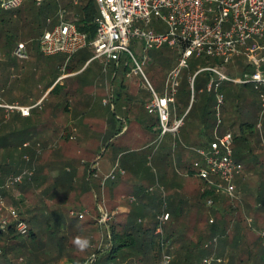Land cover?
Instances as JSON below:
<instances>
[{"label":"trees","instance_id":"trees-1","mask_svg":"<svg viewBox=\"0 0 264 264\" xmlns=\"http://www.w3.org/2000/svg\"><path fill=\"white\" fill-rule=\"evenodd\" d=\"M57 5L56 1L51 3V6H48V3L37 2V0H24L23 4L15 9L4 10L0 7V35L3 36V47L7 54L10 55L13 48V43L18 36V28H9V23L16 21L18 22L19 16L23 11L26 12V17L28 21L29 30L26 35L31 37V42L34 43L37 41L39 35L45 29L47 24L45 20L49 17L53 12V7ZM76 7V13L78 15L77 27L79 30L87 33L88 40H92L96 34V24L94 23V17L97 14L96 4L94 0H80V4ZM15 18V19H14ZM17 26V25H16ZM32 36H37V38H32ZM216 62V60H215ZM214 62V63H215ZM217 63V62H216ZM208 65V64H206ZM203 65V66H206ZM88 71V65L82 70V72ZM195 69L192 75L195 73ZM241 72L244 70H251L250 66L242 63V60H239V68ZM190 75V76H192ZM212 72L208 70H202L195 75L194 78V89L201 88L203 84L210 79L212 76ZM57 76L53 78L52 81L48 84L47 88H51L47 96L49 97L53 92L56 93V97L62 95L66 97L69 95L70 89H67L64 84H60L58 81L55 82ZM188 80L185 81L183 93L178 94V106L177 113L184 112L182 107L187 105V98L191 96V87L189 84V76ZM81 77H77L76 82L81 80ZM246 84L240 85L245 86ZM222 89V88H221ZM225 90V99L226 102L230 104L231 108L236 106L239 101L243 102L246 106L250 103L252 104L251 110L248 108H244V110H234V115H231L230 118L226 119L227 122L231 121V124L238 120V131L239 134L233 133L234 140L237 139V146H234V156L238 157V146H240L241 142H245L249 135L255 134V128H253L254 123L250 121V119L255 116L257 111L260 109V106L257 102V99H251L248 96L243 97L240 93L242 91H238L236 88H231L229 85L224 86ZM78 87H74L73 91H78ZM198 95H194V101L187 111L186 115L183 117L182 126L183 132L187 133H196L198 137H200L201 146L208 145V142L212 139L211 135L209 136V130H213L216 124V95L214 92H208L205 90L199 91ZM244 94V91H243ZM133 94H129L127 91L121 93V91L116 92L113 97L114 102H118L119 100H124L129 102L133 98ZM195 103L197 106L194 108ZM224 103V102H223ZM145 108V107H144ZM147 111V109L145 108ZM194 110V111H193ZM229 110V107L226 103L221 106V118L222 123L224 120V113ZM129 113V111H125ZM149 113V112H148ZM18 117L21 115L16 113ZM83 114V113H82ZM154 115V119L150 121H145L146 124H141L144 129H148L152 132L153 138L148 139L151 142L156 140V135L153 132L160 134V123L159 117L156 113H151ZM31 115V112L29 116ZM26 116V117H29ZM188 117H191V120H187ZM20 118H25L21 116ZM5 120H0L2 123ZM128 123V121L126 120ZM138 122V119H137ZM5 123V122H4ZM6 127L4 131L0 134V150L7 151V155H2L0 158V184H3L4 179L10 174L19 173L21 168L18 169V161L19 154L17 150L23 143L31 140L30 145H35L36 141L32 138L37 136L33 134L29 129H22L21 126L16 123H9L6 121ZM123 127V122L120 121L118 125H112V131L110 135L106 136L108 140L114 134H118ZM179 129V130H180ZM130 131V126L128 123L127 129L118 137L127 135ZM157 135V136H158ZM206 138H205V137ZM239 138V140H238ZM249 140V139H248ZM113 141V140H112ZM111 141V142H112ZM38 142V141H37ZM104 143H102L103 145ZM146 145V144H144ZM159 146L157 147V149ZM70 149H75V158L73 159H61L59 158V166L58 173L53 176L52 183L46 189L41 191H37L34 187V190H30V194H36L37 199L33 200V203L25 206L26 216L22 214L20 208L16 207L20 210V214L29 224V232L26 235H20L16 229L11 226L7 230L0 229V264H61L60 258L67 257V264H83L87 256V246L91 244L98 237V229H97V220L91 215L87 217L85 214L83 217H78V214L74 215L72 219H67L68 227L72 229L70 236H65V234L59 231V227L63 224V222L68 217V213L64 212L67 217L61 216L62 210L67 207V203L70 200H67L68 197L72 199L69 204L72 207L81 208L86 202L87 198H84L83 193L85 191L82 188H86L87 192L90 193V205L89 211H94L98 208V204L101 203V198L96 192V186H100V181L103 180V177L99 176L96 173L97 169L94 166H90L89 161H86V156H92L95 154L94 149H91L89 145H83L81 143L74 144L73 141H70L68 137L63 138V142L58 144L57 154H62V152L69 151ZM168 151L166 152L165 161L169 164V158L174 150L172 145H168ZM237 149V150H236ZM78 154L76 155V153ZM197 154V153H196ZM196 154L193 159H189L188 165L186 166V172L189 175L194 174L193 162L196 160ZM240 156L237 160H241ZM73 163H77V167L74 168ZM263 165V164H262ZM264 166V165H263ZM262 169V166L260 167ZM262 173L264 174V168L262 169ZM95 177V178H94ZM23 181L29 183L34 182L37 185L39 184V179L33 176H25ZM64 185L68 187L80 186L81 190H73L70 191H58L56 189H51L52 185ZM30 185V183L28 184ZM36 185V187H37ZM89 186L94 188V194H92V190L89 191ZM23 189V187L21 188ZM259 190L251 191L253 195H255L254 202H258L259 205L252 209L248 203L246 204L249 210V213L253 215V220L257 219L260 214L264 213V189H262L261 185L258 186ZM250 192L246 190L244 193ZM28 195L25 193L27 197L32 199V195ZM64 194L66 198L65 206H60L64 199H61V195ZM96 194V195H95ZM175 194V193H174ZM177 194V193H176ZM209 196H223V194H217L212 187L204 188L202 195ZM179 195V194H177ZM52 196H58L56 199L58 202L55 203V200L52 199ZM68 196V197H67ZM226 195H224L225 197ZM173 208L165 210L164 212L168 213V218L164 221L169 223L167 226V230H162L161 233H157L156 229L159 225L160 219L157 216H149L148 224H138L136 226V220L132 219L135 216V212L131 211L127 214L126 219L118 220L117 223L111 224L110 231V246L103 253L101 260H99V264H112L117 263L121 264L124 258L127 256H131L126 260L125 264H158L159 252L163 248L167 247L166 243L179 241L180 244L174 248L175 253L173 255V259L170 264H201V260L204 256L214 253L217 255L215 251H217V243L223 251L227 246L230 247L229 252V260L231 264H234L236 259L238 260L237 264L241 261L240 256L244 253V239L242 235L237 231H231L230 226L232 222L236 221L241 223L244 226V229L248 232V235L252 233V225H250L245 218V214L242 210V205L239 202L233 203L230 201H218L219 208L211 206L210 214L213 216V222H209V214L204 213L202 209L199 210L198 206L195 211L189 210L185 208L184 205L188 203V201L184 200L183 197H179L178 203L174 205V196L171 195L170 199ZM182 201L185 203L182 206ZM181 202V203H180ZM58 205V207L56 205ZM217 204V203H216ZM54 205V207H53ZM104 205V204H103ZM195 206V205H194ZM73 210V209H70ZM109 212V211H108ZM76 215V217H75ZM100 215V212H99ZM187 216L188 220L180 221V216ZM137 216V215H136ZM192 218V219H190ZM74 219L81 220L80 223L75 224ZM252 220V218H251ZM181 225H178L180 224ZM249 224V225H248ZM256 225V220L254 222ZM237 225V224H236ZM163 229V226H162ZM139 230H142L139 232ZM135 232H139V235H136ZM218 236V242L216 245L212 244L209 248L205 247V241L211 240L214 236ZM81 238L82 240H86L87 246L82 248L79 251V246L75 243L77 238ZM108 237V236H107ZM253 237V236H252ZM253 237L252 239H255ZM108 239V238H107ZM165 246V247H164ZM172 246H169L170 248ZM81 248V247H80ZM78 249V250H77ZM131 249V251H130ZM86 250V251H85ZM127 250V251H126ZM30 251H34V254H28ZM170 251V250H169ZM85 252V253H84ZM123 252V253H122ZM132 252V253H130ZM19 254V255H18ZM20 254H27L28 256L23 260L22 257L18 260ZM122 259L121 261H119ZM161 262V259L159 260ZM119 262V263H118ZM159 262V264H160ZM223 264V263H216Z\"/></svg>","mask_w":264,"mask_h":264},{"label":"rangeland","instance_id":"rangeland-1","mask_svg":"<svg viewBox=\"0 0 264 264\" xmlns=\"http://www.w3.org/2000/svg\"><path fill=\"white\" fill-rule=\"evenodd\" d=\"M53 1H56L57 5L53 7V12L49 16L52 19H54V14L59 6H62L67 10L68 16L72 15L73 13H76V7L72 5L70 0H44V3H48V6H51V3ZM23 6H22V13L19 16L18 22L13 21L9 23L8 27L18 28V36L15 39L13 43V49L15 47V44L18 41H27L28 42V51L30 54V57L28 60H20L18 59L13 53L11 52L10 55L6 53L4 47H3V41L4 38L2 35H0V100L1 102L4 103H9V104H23V103H30L32 99L37 98L40 93L48 86L50 81L59 73L61 72H67L70 66L72 65H78L81 66L82 61H81V55L82 51H89V53L92 54L93 48L92 46L88 45L79 51L75 53L74 55L70 56L69 58L67 57L66 54L59 53L55 55H44L40 51L38 47V41H35L34 43L31 42V37H28L26 35L27 31L29 30V26L27 21L28 17H26V12L23 11ZM15 19V18H14ZM54 22V21H53ZM46 24L48 23V17L45 20ZM17 25V26H16ZM135 25L139 27L141 30L149 31H159V32H166L168 31V27L166 23L159 17L152 15L150 21L148 24H145L144 22H135ZM37 38V36H32V38ZM249 45H256V44H261L264 45V37L261 36H254L253 38L249 39L247 42ZM130 48L133 51L135 57L137 60L141 63L142 69L145 72L146 76L150 80V82L153 84V86L160 92L163 93L165 91L166 85V77L170 69L175 67L178 64L179 61V47L177 45H170L167 42L164 43L160 48H150L146 49L144 45L142 44V40L137 37L133 36L130 40ZM84 49V50H83ZM259 52V51H257ZM262 52V51H261ZM244 57H240L242 60V63L244 61ZM219 63V65L222 66L223 70L231 75H236L240 76L241 71L236 69L237 65L239 66V61L237 58L234 59L233 62L231 63H224L220 58H216L213 56H207L204 54H201L199 52H195L188 60H187V66L182 68L180 71V85L178 87V92L176 96L179 93H183L184 90V84L185 81L188 80V76L192 75L195 69H199L203 65L206 64H214V62ZM99 59L94 61L92 64V67L94 68L97 66ZM215 62V63H216ZM133 62L131 61L130 57L125 53L122 54V58L120 60V64L118 67H115L114 65H107L105 66L104 64H101V68L103 69H113V70H118L119 74L125 75L126 73H129L133 79H135V89H141L140 81H138V76L141 78V76L138 73L134 72L133 68ZM138 76H137V75ZM37 75V76H36ZM120 75V76H121ZM73 80L69 81V79H65L64 82L70 85ZM230 86L231 88H236L238 91H242L240 93L243 97H249L251 99H257V106H260V109L257 111L255 116H253L250 121L254 123L253 128H255V134L254 135H248L247 139V145L254 149V147L258 144L261 143L262 137H264V108L261 105V99L259 91L255 89L251 84H246L244 87L240 86L243 84H235L231 82H223L222 84V89L221 92L224 95V103L229 107V110L224 113V120L230 118L231 115H234V110H244V108H248L251 110L252 104L250 103L247 106L239 101L238 104L234 107L231 108L229 102H226L225 99V90L223 89L224 86ZM72 86V85H71ZM114 86V85H113ZM205 84L202 85L204 87ZM74 87V85H73ZM51 89V88H50ZM49 89V90H50ZM113 87L112 85L110 86V94H108V106L107 108H103V111L105 114H102V118L97 117L98 121L100 122H107L108 125V131L110 134L112 131V125L116 124L115 122L121 121L118 118L123 117L124 120V125H126V120L129 123L130 126V131L128 132L127 135L118 137V134H114L111 140H106V142L102 145L100 143V139L104 135H110L109 133H104L103 136L98 137V142H91L89 144L91 148L94 149L95 154L90 156H86L85 159L86 161H89L90 166H94L95 168L98 167L97 173L101 177H103V186H96V192H98L99 196L101 199V203L98 204V208L94 211H89V201L85 200L83 206L81 208H76L72 207L67 203V207L64 205V202L61 203L60 206H65L64 210H62L61 216L68 217L66 220L63 222V224L59 227V231L65 236H70L72 229L68 227V218L72 219L74 215L70 214V209L75 210L76 214L78 212H83L87 217H90L91 215L97 220V229H98V237L91 242L89 246H87V251L89 255L92 253H96L98 258L95 264H99V260H101V257L103 256V253L107 250V248L110 246V240L107 237V232H106V227H104L103 224L100 223V215L99 212L101 209H107L106 204H104V198L105 199H112L115 198V196L121 195V197H125L126 201L118 202L122 204H128L131 206L132 210L131 212L135 214V217H147V220H136V226L138 224H148V219L149 216H157L159 219L162 215H165L166 212L165 210H168L170 208H173L172 203L170 201L171 195L170 192L168 191L166 185H163L161 180H160V167L156 163V150L157 147L159 146V150L164 148L165 142L171 138V134L167 133L166 135H158V133H155L156 140L154 142H151L152 132L148 129L142 128L141 124H146V122L141 121H150L154 119V115L151 113H148V111L145 110V108L140 107L139 111L136 113L135 117H138V122L134 123L132 119L135 120V118H132L130 114H128L125 111H121L118 106H116V109H113V104L111 101H113L112 98V90ZM48 90V91H49ZM264 90V88L262 89ZM199 88L194 89V95H198L200 92ZM244 91V94H243ZM130 93V92H129ZM80 93L78 91H73V89H70L69 91V96H62L60 95V98L62 100V104L65 102V99H70V96H75L71 101H69L72 105L75 104L77 106L78 101L75 102L74 100H78V96ZM194 95L193 99L191 100L190 97H188L186 100L187 102H190L189 109L194 101ZM56 97V93L53 92L46 100V104H49L54 98ZM65 98V99H64ZM178 98V97H177ZM57 99V98H56ZM58 99V100H59ZM84 100V99H83ZM67 101V100H66ZM75 102V103H74ZM82 102V101H81ZM80 102V103H81ZM223 103V104H224ZM112 104V107L110 105ZM36 106V105H35ZM31 109V115L29 117L25 118H20L16 114V111H6L4 108L0 107V120H5L2 123H0V134L4 131L6 127V121H8L10 124L13 122L18 123L22 129H29L33 134L37 135L34 136L32 139L36 141L35 145H30L31 140L26 141L19 147L17 150V153L19 154V161H18V169L21 167V173L26 172L25 176H33L35 178L39 179V184L37 185L34 182H25L21 181L20 183L16 184H10L7 187L3 188V194L8 202V204L13 205L15 207H19L20 210L22 211V214L26 216L27 213H25V206L30 204L31 202L33 203V200L37 199L36 194H30V190H34V188L37 191H41L43 189H46L47 187L50 186L52 183V179L55 173L53 172L54 169L58 168L56 166H59V155L57 154L58 151V144H52L51 142H39V123L43 122L44 124H47L51 119L49 120H42V117L40 115L41 111L39 110V107H35ZM197 106V103H195L194 108ZM188 109V110H189ZM234 109V110H233ZM194 111V110H193ZM84 116L82 118L81 115ZM177 113V112H176ZM185 112H179V116H185ZM94 114V113H91ZM90 112L88 111H83L82 109L80 110H75V112L68 114L67 118H71L75 121H82L86 116L88 118L90 117ZM66 116V115H65ZM82 119V120H80ZM141 119V120H140ZM238 119V118H237ZM235 120L233 124H231V121L226 120L225 125L230 126L232 129V132L236 133V127L238 129V120ZM188 121L191 120V117H188ZM5 122V123H4ZM75 122L77 125L78 123ZM141 123V124H140ZM235 127V128H234ZM209 136H213L212 130H209ZM219 132H223V130L219 129ZM158 135V136H157ZM139 136V137H138ZM106 137V136H105ZM150 138V140H148ZM75 142L74 144L77 145L79 140H77V137L74 139ZM239 140V138H238ZM246 140V141H247ZM38 141V142H37ZM146 144V145H144ZM172 145V148L175 149L178 146H180L183 150H191L194 154V156H191L190 159L192 160L193 157H195L196 154V148L201 147L202 144L196 143L195 141H189L186 139H180L179 136L172 137V141H170V146ZM177 145V146H176ZM235 142L233 146H235ZM206 146V145H204ZM260 150H263L264 152V145L260 148ZM7 151H1L0 150V158L3 157L2 155H7ZM98 155V156H97ZM96 156V157H95ZM196 159H201L199 155L196 154ZM255 157V155H253ZM236 158V157H235ZM237 159V158H236ZM169 160V168L174 171L175 167L177 166V163L175 162L174 158V153L170 155ZM262 160V159H261ZM242 162L245 164V166H250L251 161L249 158H244L242 159ZM242 163V164H243ZM121 167L125 168L127 171L126 175H120L121 173ZM264 165V163H263ZM262 166V169L264 166ZM111 169V170H110ZM182 172H185V168H181ZM262 169H258L256 173L253 175H245L242 178L246 182V184L250 187L252 186L253 189H257L259 185L264 189V174L262 173ZM108 170L110 172H114V177H107L106 175L108 173ZM244 170V166H243ZM246 170V169H245ZM19 172V173H20ZM109 172V173H110ZM18 174V173H15ZM14 175V174H10ZM9 175V176H10ZM24 176V178H25ZM8 177V176H7ZM6 177V178H7ZM4 179V182L6 180ZM95 178V177H94ZM3 182V183H4ZM206 182L201 180V179H194V180H188L186 183V186L183 187V191L181 194V197H185V200L188 201L186 205L182 201V206H186L189 210L195 211L197 205L199 210L202 209L204 213L209 214L211 217L212 214H210L211 206H207L206 200L207 198L211 197L213 199V205L214 206L216 203L219 204L218 201H230L233 203L239 202L246 207L247 201L251 202L253 199L255 200V195H253L251 192L245 193V195H241L240 197L238 196V192L236 191V197H230L227 196L226 194H223V196H209V195H202V192L204 188H208L207 185H205ZM37 185V187H36ZM206 186V187H205ZM23 187V189H21ZM34 187V188H33ZM92 188L89 186V191H91ZM256 191V190H255ZM92 194H94L93 190L91 191ZM25 193H28V195H32V199L30 197H27ZM217 193V192H216ZM84 194V193H83ZM86 194V193H85ZM185 194V195H184ZM218 194V193H217ZM63 195V194H62ZM224 195H226L224 197ZM238 196V197H237ZM127 197V198H126ZM131 197V199H130ZM34 198V199H33ZM174 199L179 200V196H176ZM122 200V199H121ZM58 202L55 200V203ZM256 202V201H255ZM64 203V204H63ZM104 204V205H103ZM250 204V203H249ZM56 205V204H55ZM195 205V206H194ZM58 207V205H56ZM54 207V205H53ZM114 209V208H113ZM19 210V211H20ZM117 210V209H116ZM114 213L111 212L109 209L108 213L110 214V219L107 222L108 223V230L109 232L111 231V224L112 223H117L118 220H122V213L120 211H116ZM67 212L68 214L66 215L65 213ZM1 213H5L4 210L1 211ZM101 214V212H100ZM137 215V216H136ZM76 217V215H75ZM188 220V219H187ZM81 220L79 219H74V223L78 224L80 223ZM178 225H181L178 224ZM163 226L162 230H167V226H169V223H166V221H163L161 224V227ZM142 230H139L141 232ZM139 232H135L136 235H139ZM108 238V239H107ZM209 242V240L205 241ZM218 242V239H217ZM180 244V240L173 242V245H171V242H167L165 248L160 250L159 252V259L158 262L156 263L159 264V260L161 259L162 252L165 250L172 254V256L175 253L174 249L176 245L178 246ZM212 245V244H210ZM169 246H172L168 248ZM209 248V247H207ZM79 251L82 250V248H78ZM77 249V250H78ZM170 250V251H169ZM86 251V250H85ZM127 251V250H126ZM131 251V249H130ZM85 253V252H84ZM123 253V252H122ZM132 253V252H130ZM28 254H34V251H30ZM19 255V254H18ZM88 255V256H89ZM28 255L26 254H20L18 257L19 261H22L20 257L25 260V258ZM87 256V257H88ZM128 257V256H127ZM126 257V259H127ZM120 259L119 261H121ZM60 263L61 264H67L68 260L67 257H61L60 258ZM119 263V262H118ZM115 264V263H112ZM117 264V263H116ZM216 264V263H214Z\"/></svg>","mask_w":264,"mask_h":264},{"label":"built area","instance_id":"built-area-1","mask_svg":"<svg viewBox=\"0 0 264 264\" xmlns=\"http://www.w3.org/2000/svg\"><path fill=\"white\" fill-rule=\"evenodd\" d=\"M43 0H37L42 2ZM24 0H0V7L4 10L15 9ZM72 5L78 6L80 0H70ZM97 14L94 17L96 34L88 40L87 33L77 27L78 15L68 16L67 10L59 6L54 19L48 17V23L39 35L38 47L44 55L66 54L69 58L82 48L90 45L94 54L92 59L99 58L104 65L112 61L118 66L122 54H127L133 62L134 72L141 76L143 84L150 92V98L144 102L149 113H156L159 117L160 136L171 132L174 136L183 123V117L170 119L171 107L175 104L176 94L180 85V71L187 66V60L199 52L207 56L220 58L224 63H231L236 57H244L243 63L251 70H244L240 76L225 72L219 63L200 67L189 77L191 100L194 95L195 75L202 71L212 72V76L200 91L214 92L216 95V124L213 138L207 146L196 148L201 159L193 162L194 175L206 182L217 193H224L236 197L235 178L241 174L243 164L234 156V135L231 130L219 132L222 123L221 106L224 95L221 92L223 82L235 84H251L259 91L261 105L264 108V45H249L247 42L254 36L264 37V0H94ZM152 15L161 18L167 25L168 31H145L135 25V22L148 24ZM54 21V22H53ZM137 36L142 40L146 49L160 48L164 43L179 47L178 64L170 69L165 81V91L158 92L142 69L141 63L130 48V40ZM259 51V52H257ZM262 51V52H261ZM13 55L20 60L30 57L27 41H18L13 49ZM34 105L9 104L1 102L0 107L6 111L17 110L21 115L28 116ZM26 144V143H25ZM121 172H123L121 170ZM26 172L10 175L0 184V229L7 230L13 226L20 235L29 232V224L22 217L19 210L9 205L3 188L10 184L20 183ZM107 177H114L110 172ZM213 199L207 198V206L213 205ZM4 210L5 213H1ZM100 223L106 227L108 238V221L110 214L101 209ZM76 214L75 210H70ZM83 217V212H78ZM168 218V213L160 217L157 233L162 232L161 224ZM250 221V219H249ZM213 222V218L209 219ZM264 240V228L259 230ZM214 236L204 246L216 245ZM97 254L89 255L83 264H95ZM172 254L163 251L160 264H170ZM225 259L214 253L204 256L201 264L224 263Z\"/></svg>","mask_w":264,"mask_h":264},{"label":"crops","instance_id":"crops-1","mask_svg":"<svg viewBox=\"0 0 264 264\" xmlns=\"http://www.w3.org/2000/svg\"><path fill=\"white\" fill-rule=\"evenodd\" d=\"M93 54H94V52H92V54H91V53H89V51H82V54H80L81 55V61H82L81 66H78L76 64L72 65V66H70V68L68 69L67 72H65V73L61 72V73L56 75L57 78H56L55 82L58 81L60 84H64V86L67 89H74V87H76V86L78 87V89H79L78 92L80 93V95L77 98L78 100H74L75 102L78 101L77 106H75V104L72 105L69 102L75 96H70L71 97L70 99L64 98L65 102L63 104L61 102L63 100V98L61 100V99H59L60 96L59 97L57 96L49 104H46V100L48 98L47 93H48V90L50 89V87L49 88L46 87L40 93V95L37 98L32 99V101L30 103H23L22 104V105H34L35 104L36 105L35 107H39V110L41 111L40 115L42 117V120L51 119L47 124H44L43 122L39 123V126H40L39 127V142L42 141L44 143L51 142L52 144H59V143L61 144V142H63V138H66V137H68L69 140L73 141V142H75L74 139L77 137V140H79V143H81L83 145L87 144L88 146H89V144H91V142H98V137L103 136L104 133H107V134L109 133V132H107L109 130L108 129L109 124L107 122H101V121L99 122L97 117L102 118V114H105L104 112H101V111H103V108H107V106H108V104H107L108 98L107 97H108V94H110L109 91H110L111 85L113 87V89L111 90L112 91V93H111L112 98L114 97V95L118 91H121V93H124L125 91H127L128 93L130 92L129 94H133L134 97L129 102H126L124 100H119L118 102L111 101V103L113 104V109H116L117 108L116 106H118V108L121 111H126V110L129 111L128 114H130L132 116V118H135V120L132 119L133 122L134 123L137 122L138 117H135L136 113L139 111L140 107H143V108L145 107L144 102L150 98V92L148 91V89L143 84L142 79L136 74L138 76V81H140L141 89H135V86H136L135 79H133L129 73H126L125 75H123V74L121 75V74H119L118 70H113V69L108 70L106 68L105 69L101 68L100 67L101 64H104L103 61L99 58L92 59ZM236 58L238 59V61L240 60V57H236ZM97 59H99L98 64H97V66H95L93 68L92 64ZM111 64L114 65L115 67L119 66V65L117 66L114 61H112L110 63V65ZM87 65H88V71L86 70L87 72H82V70ZM238 68H239V66L237 65L236 69H238ZM77 77H81L82 79L79 80L78 82H76ZM65 79L66 80L69 79V81L73 80L72 82H74V84L71 83L70 85H68L67 83L64 82ZM73 85H74V87H73ZM158 92H160V91H158ZM160 93H162V92H160ZM67 96H69V95H67ZM177 97H178V95L176 96L175 104L171 107V114H170L171 121H173L175 118L180 117L179 114L176 113L177 112L176 111L177 106H178L177 105L178 104V102H177L178 98ZM190 99H191V96H190ZM112 104L110 105V107H112ZM189 106H190V102H188L187 105L182 107V110L186 113V111H188V109H189ZM80 109H82L84 112L88 111V112H90V114L91 113H94V114H91L89 118H88V116H86V118H84V120L80 119L82 121H78L79 123L77 121L71 119V118H67L68 114H71V113L75 112V110H80ZM11 111H13V110H11ZM14 111H16V113L20 114L17 110H14ZM21 116H23V115H21ZM83 116H84V114L81 115L80 118H82ZM23 117H26V116H23ZM181 117H183V116H181ZM118 119H120L121 122H123V120H124L123 117L118 118ZM75 122H77L78 124L76 125ZM183 122H184V120H183ZM115 123H116V125H118V123H120V121L119 122L117 121ZM225 124H227V123H225V121H223V123H221V125L219 126V129L223 130V132L226 130L232 131L230 126H227ZM184 125L185 124L182 123L180 128H182V126H184ZM127 127H128V123L126 122V125H124V122H123V127L117 136L121 135L127 129ZM142 128H143V126H142ZM235 129L237 130L236 133L239 134L237 127ZM213 132H214V129L212 130V133ZM262 132L264 133V131H262ZM168 133L171 134V138H169L165 142L164 148L159 150V152H158L159 148L156 150L155 155H156V163L160 167V172H159L160 180H161L163 185H166L168 191L170 192V195H173L175 198L176 196L181 197L183 187L186 186V183L188 180H194V179L199 180V178L196 177L194 174L189 175V173L186 172V166L188 165V162H189L188 160L190 159L191 156H194L193 152L191 150H183L180 146H178L176 148V150H174V158H175V162L177 163L178 167H175L173 172L169 168L170 167L169 164L166 163V161H165L166 157L168 158V155L166 156V152L168 151L167 147H168V145H170V141H172V137H175V136L171 132H168ZM166 134H164V135H166ZM105 136H107V135H104L100 139V141H99L100 143L106 142L107 139ZM176 136H179L180 139H183V140L186 139L189 141H195L196 143L200 142V139H199L200 137H198L196 135V133H192V132L187 133L185 131L183 132L182 129L178 130ZM211 137L213 138V136H211ZM112 138H113V136L111 138H109V140L112 141ZM150 138L151 137H149V139ZM234 142L237 146V144H238L237 139H235ZM247 142H248V140L245 142H241L240 146H238V153H237L238 157L240 156V158L242 157V159L249 158V160L251 161L250 166H245V164L242 162V159L240 160L243 163L244 170H242L241 174L238 175L234 180V183L236 186V191L238 192L239 197H240V193H241V195H243V194L245 195L244 192L246 190H249L250 192L255 191V189H253L252 186L249 187L246 184V182L244 180H242V178L244 177V173H245V175H249V176L253 175L254 173H256V171H258V169H260L261 165L264 163V152H263V150H260L262 145H264V137H262L261 143L256 145L254 147V149L249 147L248 146L249 144L247 145ZM74 153H75V149H70L69 151L62 152V154H59V158H61V159H73V158H75ZM77 154H78V152L76 153V155ZM253 155H255V157H253ZM238 157H236V158H238ZM72 165L74 166V168L77 167V163H73ZM180 167L185 168V172H182ZM96 168L99 169L98 163H97ZM120 168L123 171L120 173V175H123V176L126 175L127 171L125 170V168L121 167V165H120ZM110 170H108L105 173H109ZM56 171H58L57 168L53 170L54 173ZM57 173H55L54 175H56ZM94 174L96 175L98 173L96 172ZM100 184L103 186V180L100 181ZM205 185H207V184H205ZM68 186H70V185H68ZM68 186L64 187V185L62 186L61 184L60 185H52L51 189H56L58 191L67 190L70 192H72L73 190H81L80 186H77L76 184H74L73 188L68 187ZM82 189L86 193V194L84 193L85 194L84 198L85 199L87 198V200L90 201V198H91L89 196L90 193L87 192L85 187ZM92 189L95 190L94 188H92ZM256 190H259V189L257 188ZM176 193L179 195H177ZM219 194H224V193H219ZM121 195H122V193H121ZM121 195L115 196V198H112L110 200L104 198V204H106V208H108V210L110 209L112 213H114L116 209L118 211H120L122 213V219H126V217L128 216L127 214L131 211L132 208H131V206H129V203L128 204L118 203V202L126 201L125 199H123L125 197L124 196L121 197ZM57 198H58V196H57ZM57 198H56V196H52V199H54V200H56ZM62 198L66 201L64 194L61 195V199ZM130 199H131V197H130ZM183 199L185 200V197H183ZM67 200H70L69 203H71V201H72V199L70 197H68ZM177 203H178V200L174 199V205H176ZM247 203H248V201H247ZM249 203L248 204L250 206H252V209H254V207H257L259 205L258 202H254V199L251 202L249 201ZM240 204L242 205V210H243V213L245 214L246 221L250 225H252V233L250 235H248V232L244 229V226L241 223H238L236 221L232 222V224L230 226L231 231L239 232L242 235L243 239L245 240L244 241V253L242 254V256H240L241 261L239 262V264H264V240L260 237V235L258 233L260 229L264 228V213L260 214L257 219L253 220L254 217H253V215H251L249 213L248 207L247 206L245 207L242 204V202ZM214 207L219 208L220 206L218 204H215ZM185 208H187V207L185 206ZM105 210L108 211L107 209H105ZM142 218L144 220H147L146 216H144V217H140V216L135 217L134 216V218H132V219L140 221V220H143ZM210 218H213V216L209 217V219ZM251 218H252V220H251ZM180 219H181L180 221L183 222V221H186L188 218H187V216L182 215V216H180ZM190 219H192V218H190ZM249 219H250V221H249ZM255 220H256V225L254 224ZM252 236L256 237V238L252 239L253 238ZM215 252L217 253L218 256H222L225 259V262L223 264H231V262L229 260V252H230L229 246H227L223 251H221L219 243H217V251H215ZM129 258H132V257L131 256L127 257V259H129ZM127 259L124 258V260L122 261L121 264H125ZM237 262H238V260L236 259V261H234V264H237Z\"/></svg>","mask_w":264,"mask_h":264},{"label":"clouds","instance_id":"clouds-1","mask_svg":"<svg viewBox=\"0 0 264 264\" xmlns=\"http://www.w3.org/2000/svg\"><path fill=\"white\" fill-rule=\"evenodd\" d=\"M75 243L79 246V247H81V248H84V247H86L87 246V241L86 240H82L81 238H77L76 240H75Z\"/></svg>","mask_w":264,"mask_h":264}]
</instances>
